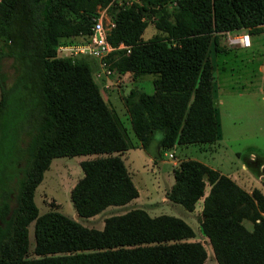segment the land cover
<instances>
[{
    "label": "trees",
    "instance_id": "obj_1",
    "mask_svg": "<svg viewBox=\"0 0 264 264\" xmlns=\"http://www.w3.org/2000/svg\"><path fill=\"white\" fill-rule=\"evenodd\" d=\"M83 1H0V184L16 176L24 153L32 155L30 171L18 180L16 233L1 248L0 264H202V244L183 241L193 231L177 217H149L133 209L106 217L97 230L57 210L37 213L34 189L56 157L108 154L79 162L82 176L69 192L79 217L137 197L119 157L131 146L99 96L90 75L92 60L54 58L59 37L88 32V18L73 23L60 13L62 8L76 11ZM168 1L175 2L174 9L153 26L161 38L143 41L146 24L140 18ZM112 20L107 40L122 42L129 52L110 54V67L129 71L133 78L153 76L152 93L123 100L142 150L155 160L158 150L174 144L214 142L208 45L225 31H262L264 0H141L137 7L117 9ZM3 57L11 60L13 71L8 85L1 71ZM205 183L209 191L202 199L199 226L216 264H264V196L259 190L247 193L227 176L186 159L173 170L166 197L192 211ZM7 196L9 190L2 191L0 211ZM32 221V252L39 257L26 259V226ZM55 253L66 254L50 256Z\"/></svg>",
    "mask_w": 264,
    "mask_h": 264
},
{
    "label": "rangeland",
    "instance_id": "obj_2",
    "mask_svg": "<svg viewBox=\"0 0 264 264\" xmlns=\"http://www.w3.org/2000/svg\"><path fill=\"white\" fill-rule=\"evenodd\" d=\"M1 1V0H0ZM175 7L173 1L167 2L162 8L155 7V11L145 16L146 27L141 35L143 41H148L152 38H161L154 30V23L157 22L160 15L165 12H171ZM119 9L116 6L115 0L108 2H100L99 0H84L81 2V7L76 11H69L62 8L61 14L69 19L70 22H82L86 18L101 16L103 26L109 34L113 23L112 16ZM247 34L249 40L248 47H242L239 44H232L228 41L225 32L218 34L214 41H210L207 49V58L211 67V96L215 110V119L217 122V141L211 147V151H198L197 146H186L185 157L197 159V161L219 171L221 174H231L242 176L248 179V183L256 187L257 173L259 164L264 163V28L258 33L250 34L245 29L230 31L229 35ZM74 35L61 36L57 40L58 45H64L71 42ZM164 39V37H162ZM167 42L175 43L174 40L168 39ZM2 44L0 37V45ZM118 53L115 54V57ZM54 58L69 59L71 62L78 59L76 56H68L65 50H60L56 47ZM1 71L4 76V83L10 84L13 79V71L11 68V60L9 58H1ZM92 73V69L90 70ZM91 75L95 83L99 96L104 104L115 114L118 125L124 131L127 141L131 147L138 143L135 134L131 128V116L128 106H124L123 100L128 96L135 98L140 93H151L152 75L139 76L138 78H123L119 83L112 81L97 80ZM133 77V76H132ZM111 79V78H110ZM127 81H124L126 80ZM99 82V83H98ZM104 96H107V100ZM180 148L176 151L158 150V158L161 159L163 173L170 170L169 157L167 153H174L175 158L183 157L180 154ZM165 153L166 155H163ZM127 163L132 161L130 171H135L141 176L140 199L145 203V196L151 190V185L157 183L159 172L156 165L149 160V155L144 151H132ZM249 154L254 155V159H249ZM108 154H89L73 157H58L50 161L49 167L43 172V177L33 192V202L37 207L38 215L49 211L58 210L68 217H73L75 212L69 201V186L77 177H81L82 173L78 162L80 160L94 159ZM32 155L24 153V156L19 160L20 170L16 172V176L4 181L0 184V202L1 193L5 190L8 192L4 201L6 207H2L0 211V251L4 245L8 244L14 234L16 215L21 206V199L18 192V180L25 176V172L30 171ZM241 165H245L242 169ZM264 176V172H260ZM170 174V172H169ZM264 182V179H259ZM160 183H162L160 181ZM160 188L162 184H159ZM2 189V190H1ZM166 194V193H165ZM164 194V196H166ZM53 203L54 206L50 204ZM111 208L104 209L94 217L77 218V222L81 225L89 227L95 223L93 220L103 219L108 215ZM179 208L183 212H179L180 217L191 227L198 238V218L188 211H185L180 205ZM118 211V210H117ZM168 214V213H165ZM98 221V220H97ZM33 224L30 222L26 226L27 235V252L26 259L38 258L33 254ZM246 228H250V223L244 221ZM66 253H55L50 256H60ZM209 263V262H207Z\"/></svg>",
    "mask_w": 264,
    "mask_h": 264
},
{
    "label": "crops",
    "instance_id": "obj_3",
    "mask_svg": "<svg viewBox=\"0 0 264 264\" xmlns=\"http://www.w3.org/2000/svg\"><path fill=\"white\" fill-rule=\"evenodd\" d=\"M125 77L126 78H129V79H132L133 78L131 72H129V71H125V73H123V76L121 78L122 81H123V78H125ZM138 79H139V77H138ZM102 80L103 79H101V81ZM124 81H127V79L124 80ZM151 88H152V86H151ZM151 91H153V90L151 89ZM104 97L107 100V96H104ZM107 102H108V100H107ZM216 141H217V138H216V140L214 142H212V143H205V144H174L172 147L166 149L165 151H167V150L176 151L178 147H185V148H180L181 149L180 150V154L182 153V156H183L181 158L180 157L175 158L174 153H170V152L167 153V157H169L171 159V160L168 161L169 162V165H170V170H169L170 174H169V172H167L166 174L163 173L162 167H159L157 165V163L161 164V162H162L161 159H155V160H153L151 157H149L148 159L151 160L153 162V164L156 165V169L159 172V174H158V177H157V183L155 185H151V190L149 191V193L147 192V195L145 196V203H142V201L139 200L140 199V190H141L140 189L141 188L140 186H142L141 185V183H142L141 182V176L139 175V173L137 172V170L130 171L132 169H131L130 165H128V164H131L132 163L131 160H130L129 163H127V161L129 160V157L131 156L130 153L132 151H134V152L137 151L138 153H140V151H143L142 148H141V146H140V143L139 142L137 144H134L133 147H130L127 150H125L124 152H122L121 154H119V157L122 160V163H123V165H124V167H125L128 175H129V178H130L132 184L134 185V187L137 190V197L129 200L127 203L122 204V205H116V206L110 205V206H114L115 207V208H111V210H110L111 213H109L108 215H106L101 220L100 219H97L98 221L97 220H93V222L95 223V225L93 224V226H97V227H92V226L89 227V226H84V225H82V226H84L86 228H93V229L101 230L103 228V220L106 217H109L111 215H120V214H123V213H125V212H127L129 210H133V209H141L149 217H156L158 215L164 214V215H169V216H173V217L180 218V219H182L184 221V219L182 217H180V215H179L180 214L179 212H181V214L183 213L181 211V209L179 208V204L173 203V202L169 201L167 199V197L164 196V194L167 193L170 190V187L173 184V170L178 167V164H179L180 161L186 160V159H191V157H189V158L188 157H185V156H188V155H186L187 152L185 153L186 146H188V145H194V146H197V150L198 151H204V150L205 151L206 150L211 151V147L216 144ZM162 154L163 155H166L165 153H162ZM56 158H58V157H56ZM157 158H158V154H157ZM249 159H254V155L253 154H249ZM193 160H195V159H193ZM196 161H197V159H196ZM79 162H78V164H79ZM241 166H242V169H245V167H246L245 165H241ZM260 172H264V163H260L259 164V171L257 173V179H256V181H257L256 187H254L253 185H250V183H248V179L246 180L242 176H235V175H231V174H226L225 176H227L228 178H230L234 183H236L245 192L250 193V191L255 188V189L259 190L261 192V194L264 196V182L259 181V179H262L263 180L264 179V176ZM81 173H82V171H81ZM78 179H79V176L77 177V179L74 182H72V184L68 188L71 189L73 187V185L75 184V182ZM160 181L162 183H160ZM159 184H162V187L161 188H160V185ZM208 191H209V185L207 183H205L204 188H203V196L200 197L199 199H197L195 201L193 210L192 211H188L190 213H193V215H195L198 218V233H199V237L197 238L195 236V232L191 229L193 231V236L192 237H189V238H185V239H183V241H187V242L197 241V242H200L202 244L203 248H204V251H205V259H204V261H203L202 264H216V262L214 260V257H213V254H212L211 247L208 244L207 238L202 234V232L200 230V226H199V220L201 219L200 212H201V208H202V199L208 193ZM69 192H70V190H69ZM110 206H107L104 209H106V208L108 209V207H110ZM57 211L60 212L59 211V205H58V210ZM185 211H187V210H185ZM165 213H168V214H165ZM66 217H68V216H66ZM90 217L92 218V217H94V215L89 216V217H79L75 213V215L73 217H68V218H71V219H73V220L76 221L77 218H90ZM207 262H209V263H207Z\"/></svg>",
    "mask_w": 264,
    "mask_h": 264
},
{
    "label": "built area",
    "instance_id": "obj_4",
    "mask_svg": "<svg viewBox=\"0 0 264 264\" xmlns=\"http://www.w3.org/2000/svg\"><path fill=\"white\" fill-rule=\"evenodd\" d=\"M174 2V1H173ZM116 6L119 8L137 7L141 4V0H115ZM175 4V2H174ZM145 22V16L140 18ZM114 25V22L111 26ZM227 39L232 44H239L242 47L249 46L247 34L229 35L230 31H225ZM107 30L103 26L101 16L92 17L88 32L86 34H79L71 39L70 43L58 45L57 48L65 50L68 56L85 57L92 60V76L97 80L112 81L119 83L122 81L124 72H118L111 68L108 63V57L113 52L124 50L129 52V47L122 42L111 44L107 40ZM111 78V79H110Z\"/></svg>",
    "mask_w": 264,
    "mask_h": 264
}]
</instances>
